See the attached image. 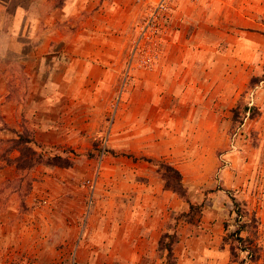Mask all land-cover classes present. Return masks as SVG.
Masks as SVG:
<instances>
[{
    "label": "rangeland",
    "instance_id": "374dc122",
    "mask_svg": "<svg viewBox=\"0 0 264 264\" xmlns=\"http://www.w3.org/2000/svg\"><path fill=\"white\" fill-rule=\"evenodd\" d=\"M160 1L0 0V46L9 42L19 55L14 41L33 40L34 52L38 40L55 38L63 62L55 69L48 61L45 95H28L30 86L43 85V73L39 78L33 63L24 73L14 52L9 59L0 52L6 102L29 103L34 113L45 103L47 125L40 143L26 112L0 126V264H264V0H169L159 9ZM15 9L29 17L30 30L12 28L6 14ZM129 18L111 95L98 97L100 105L105 99L103 122L95 125L88 95L71 99L65 57L76 45L88 50V33L103 38ZM99 37L95 52L102 54ZM147 58L150 67L137 65ZM126 103L165 110L138 111L158 118L138 135L152 143L145 149L154 157L118 144L120 130L137 129L114 125ZM140 144L133 142L134 150ZM141 166L168 192L166 223L143 260L126 255L124 226L112 225L124 211L111 216L106 207L133 203L136 192L121 191L119 181L125 169Z\"/></svg>",
    "mask_w": 264,
    "mask_h": 264
},
{
    "label": "crops",
    "instance_id": "0c3cea01",
    "mask_svg": "<svg viewBox=\"0 0 264 264\" xmlns=\"http://www.w3.org/2000/svg\"><path fill=\"white\" fill-rule=\"evenodd\" d=\"M1 7V5H0ZM5 9V8H3ZM137 7L135 5L129 6L126 11H132L133 14L136 13ZM5 11H3V15ZM8 19H10V24L14 30L21 29L23 32L30 30L31 23L29 17L26 16L25 13L19 14L16 9L11 14H6ZM129 16L130 12H129ZM28 17V18H27ZM34 22V20H33ZM130 23L131 19L129 18L127 22V26L125 29L122 30H113L112 28L107 31L105 35L99 37L98 34L95 32L88 33L86 38L88 39V50L84 53L83 51L78 50V46L76 45V50L72 52L71 55L65 57L67 62L71 64L70 69L68 68L67 75L71 77L72 86L70 89L71 99L76 98V104L79 103V95H88L89 102L92 105V118L94 119V124L98 125L101 121L103 122V117L106 112V107L104 104L105 99H103V105H100L98 102L99 96H110L111 95V85L116 79L117 72L116 69L120 65L119 60L117 59L123 44H125V39L127 38L128 30H130ZM46 25L45 23L41 24V20H38V26ZM34 29V28H33ZM44 36H45V29H43ZM108 35V36H106ZM102 36V35H101ZM99 39H103V52H95V41H99ZM124 40V41H122ZM91 46H90V43ZM15 46L20 47L23 49L22 54H15V48L7 43V46L2 47L0 46V52L7 53L8 59L11 58L10 53L11 51L14 52L12 55L13 61L21 62L22 64H26V70L23 69L22 71L25 73H30V64H36V70L38 77H41V73H43V85L39 87L30 86L28 89V95H45L48 89L47 83V76L46 73L48 71V61L49 65H53L56 69L57 65L59 67L63 64L62 61V54L58 55L57 53V46L61 48V44L57 39H47L46 36L43 37L42 40L37 41L36 50L34 52L31 51V46L34 44V41L31 39H22L18 41H14ZM166 43V42H165ZM169 44V43H168ZM53 47V51L55 54L47 55L48 50H51ZM74 48V49H75ZM89 48L93 50L90 51ZM2 55V54H1ZM117 55V58L115 56ZM3 56V55H2ZM49 56V60L47 58ZM58 57V58H57ZM164 56L160 57V61L158 62L157 72L160 73L162 71V65L158 70V67L162 63ZM164 62V61H163ZM29 64V65H27ZM80 64V70H72L75 65ZM85 64V67L83 65ZM67 72V71H66ZM157 73V74H158ZM28 75V74H27ZM29 79L30 76L28 75ZM61 78V75L59 76ZM5 79V74L2 73V69H0V111L1 114H6V117L0 118V126H3L4 122L11 126V122L15 124L18 120V116L20 117V113L26 112L25 118L29 117L33 120V125L36 131V135H38V142L41 141V133H46V119L40 115V111L45 108V103L42 105L39 104L37 111L38 113H34L35 109L29 108V103L25 105L17 106H9L10 103L6 102L5 96L8 95L10 92L8 87L3 83ZM83 79L86 80L87 87H79V80ZM54 91H60L59 88L51 87ZM89 103V104H90ZM135 104V103H126L121 105L118 108V117L117 120L114 121V125L116 122L118 123V127H133L137 128L132 130V132H126L120 130L118 132L120 141L118 144L122 146L125 153H131L134 156H146V158H150L151 156H155V152H151V150L145 149L148 145L152 144L151 142H143V138L139 137L140 134V127H151L158 124V118L153 119L154 116L149 113V115H142L138 114L139 108H146L149 107L150 112L151 110L160 111L164 113L165 110L159 107L157 104ZM103 107V108H100ZM153 107V108H152ZM6 108V112L3 111ZM21 111V112H19ZM34 115L33 117H31ZM145 116V117H143ZM143 117V118H142ZM157 120V121H156ZM168 120L164 118H159V126L166 125ZM113 125V126H114ZM128 131V130H127ZM88 136L91 135V131H88ZM76 134L74 131H70L69 135ZM77 135V134H76ZM130 138H133L130 139ZM141 142L142 144L138 145V150H134L132 143ZM160 154H162L160 152ZM122 175L123 178L121 179V191H135V199L133 203L130 204H118L117 206L112 203L107 205L108 215H116L120 211H124V215L126 218L123 221H116L112 223L114 228L118 227V223L121 227L124 226V233L123 238L127 242V251L126 255L129 258L135 256L141 260L148 258L149 255H153V250L157 243L160 229L163 228L166 220L162 217L161 211L165 210L167 207V199H168V192L162 189V184L158 178L153 176L151 173L148 172L146 166H141L140 168H135L133 170H124ZM121 174V172H119ZM161 216V219H160ZM113 228V229H114ZM112 229V228H111ZM113 230H111L112 232ZM113 233V232H112Z\"/></svg>",
    "mask_w": 264,
    "mask_h": 264
},
{
    "label": "built area",
    "instance_id": "2783aa9c",
    "mask_svg": "<svg viewBox=\"0 0 264 264\" xmlns=\"http://www.w3.org/2000/svg\"><path fill=\"white\" fill-rule=\"evenodd\" d=\"M166 1H169V0H161L159 2L158 8L159 9H164V6H165ZM154 19H155V17L151 18V22H153ZM130 62H132V60ZM152 63H153V61H151V59H148L147 58L146 60L140 61L139 64H137V65L138 66H143V67H146L147 68V67H150L152 65ZM130 67H131V63H130ZM86 183L88 184V186L90 188H92V182L87 181Z\"/></svg>",
    "mask_w": 264,
    "mask_h": 264
},
{
    "label": "trees",
    "instance_id": "16d2710c",
    "mask_svg": "<svg viewBox=\"0 0 264 264\" xmlns=\"http://www.w3.org/2000/svg\"><path fill=\"white\" fill-rule=\"evenodd\" d=\"M167 253H168V255H169V253H170V249H169V247H167Z\"/></svg>",
    "mask_w": 264,
    "mask_h": 264
}]
</instances>
